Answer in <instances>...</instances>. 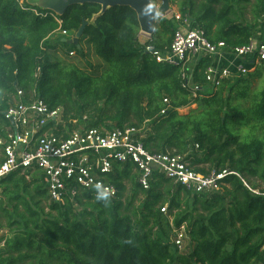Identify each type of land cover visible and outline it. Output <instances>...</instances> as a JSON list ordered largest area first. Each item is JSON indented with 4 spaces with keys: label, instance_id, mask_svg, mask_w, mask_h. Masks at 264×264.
I'll use <instances>...</instances> for the list:
<instances>
[{
    "label": "trees",
    "instance_id": "trees-1",
    "mask_svg": "<svg viewBox=\"0 0 264 264\" xmlns=\"http://www.w3.org/2000/svg\"><path fill=\"white\" fill-rule=\"evenodd\" d=\"M171 2L211 43L243 46L256 36L264 42V0ZM248 7L252 21L245 18ZM26 8L0 0V99L15 97L20 89L25 100L35 97L50 110L60 109V120L44 128L55 136L66 138L82 125L131 127L140 130L149 153L180 156L201 175L227 171L240 178L228 175L218 192L191 195L154 173L145 191L132 164L113 163L102 177L115 188L113 198L67 181L74 193L52 203L38 170L13 172L0 180V264H264V188L259 185L264 187V134L241 140L228 127L264 123V88L244 110L233 105V97L248 98L245 78L208 89L210 57L201 56L193 69L156 62L145 45L169 48L173 19L161 18L140 44L137 17L129 8L99 14V5L84 4L59 17L61 25ZM83 21L80 48L69 46L74 55L60 53L65 45L60 41L46 44L59 30L74 36ZM183 72L188 88L182 86ZM192 86L200 89L196 98ZM7 106L0 101L4 128ZM125 181L132 182L133 193L124 202ZM181 226L187 249L173 241Z\"/></svg>",
    "mask_w": 264,
    "mask_h": 264
},
{
    "label": "built area",
    "instance_id": "built-area-1",
    "mask_svg": "<svg viewBox=\"0 0 264 264\" xmlns=\"http://www.w3.org/2000/svg\"><path fill=\"white\" fill-rule=\"evenodd\" d=\"M15 1L21 10L27 9L25 0ZM28 10L38 17L50 15L61 25L55 14H44L35 8ZM161 18L173 19L176 29L169 48L159 51L150 44L145 45V51L156 62L181 65L182 69H186L190 59L198 56L221 58L231 55L247 61L245 65H238L234 72L211 64L205 71V83L211 89H217L223 81L244 78L264 63V42L253 39L243 46L228 47L224 42L208 41L202 30L192 27L189 19L178 12L170 11L161 15ZM57 32L64 39L73 38L69 32ZM143 37L146 43L149 37ZM68 55H74V51H70ZM182 80L185 81L183 88H188L185 72L182 73ZM199 90L197 86L191 87L193 98L198 96ZM24 96L22 90L16 89L14 103L9 104L2 112L8 127L0 129L5 132V136L0 137V180L16 171L25 173L38 170L44 179L49 202L60 203L64 196L74 193L73 190L70 191L67 181L87 190L100 191L106 198H113L115 188L102 180L104 175L111 173L113 163L132 164L139 172V185L145 191L149 189L154 173L182 186L191 195L218 192L228 175L240 178L238 174L227 171H212L201 175L190 169L180 156L149 153L138 137L140 130L131 127L110 130L84 127L73 130L66 138L55 136L45 132L44 128L49 123L60 120V109L50 110L42 100L35 97L25 100ZM163 103L166 108L169 107L167 99ZM165 111L166 109L162 110L160 114L163 115ZM165 211L166 207L161 209L162 213ZM184 236L185 228L181 226L173 238L180 249Z\"/></svg>",
    "mask_w": 264,
    "mask_h": 264
},
{
    "label": "water",
    "instance_id": "water-1",
    "mask_svg": "<svg viewBox=\"0 0 264 264\" xmlns=\"http://www.w3.org/2000/svg\"><path fill=\"white\" fill-rule=\"evenodd\" d=\"M25 2L31 8L52 13L58 17L63 16L68 9L84 4L99 5L101 7L99 14H103L110 8H129L137 17L139 34L145 37H151L160 16L170 12L169 0H160L159 5L153 0H25ZM86 24L87 22L83 21L73 38L62 39V43L79 49V39Z\"/></svg>",
    "mask_w": 264,
    "mask_h": 264
},
{
    "label": "rangeland",
    "instance_id": "rangeland-1",
    "mask_svg": "<svg viewBox=\"0 0 264 264\" xmlns=\"http://www.w3.org/2000/svg\"><path fill=\"white\" fill-rule=\"evenodd\" d=\"M172 1V0H171ZM160 1L158 0L157 4H159ZM172 3V2H171ZM170 11L172 12H178V7L176 4L172 3L170 5ZM245 18L248 20V21H252L253 20V16L251 15L250 13V7H248L247 10H245ZM140 35V34H139ZM142 36V35H141ZM258 36H256L257 38ZM58 39H59V36H54L53 38H51L49 40V43L50 44H56L58 42ZM259 40V39H258ZM145 41V40H144ZM62 48L59 49V52L60 53H64V54H67V51L71 50L69 48V45L65 44L63 46H61ZM93 58L98 62V63H101V60L98 59L97 57L93 56ZM191 60L190 59V62L188 64H186V66L188 68L191 69L190 67V63H191ZM264 70V69H263ZM262 70L261 72V78L258 79V81H254V83H251L249 84L250 86H248L247 90H246V94L248 96V98L246 100H243V99H239L237 96H234V103L233 105H236L237 107L241 108V109H244L246 110L245 108H250L251 105H252V99H253V96L255 97H258L260 92L263 90L264 88V76H263V73L264 71ZM255 71V70H254ZM0 101H4L5 105H9V104H13L14 101H15V98L12 94L10 95H5L4 97L2 96ZM197 106H193L192 108H188V109H185L183 110L182 112H188L190 109H194L196 108ZM84 121H88L87 118H85ZM235 125H229L228 124V127L229 129H231V132H234L236 133L240 138L241 140H246L248 138H251L252 136H256L258 138L262 137L263 134H264V123H254L252 126L251 125H241V126H238L237 128L233 127ZM85 125H82L81 127L79 128H84ZM2 124H0V129H2ZM4 129V128H3ZM253 129H255V131H253ZM110 130V129H109ZM131 172L132 173H135L136 172V169L132 168L131 169ZM246 181V180H245ZM124 185H125V191L123 193V201H129L131 199V195L133 193V185H132V182L131 181H125L124 182ZM261 186V188H264L262 186V184H259ZM115 196V195H114ZM141 198H135L133 200V204L134 206H137L138 203H139V200ZM187 249V242H184L183 241V245L181 247V249Z\"/></svg>",
    "mask_w": 264,
    "mask_h": 264
},
{
    "label": "crops",
    "instance_id": "crops-1",
    "mask_svg": "<svg viewBox=\"0 0 264 264\" xmlns=\"http://www.w3.org/2000/svg\"><path fill=\"white\" fill-rule=\"evenodd\" d=\"M160 1V0H159ZM157 2H158V0H157ZM157 4V3H156ZM160 4V3H159ZM159 4H157V5H159ZM172 3H171V0H169V6L171 5ZM54 36H59V39H58V41H60L61 43H62V39H64L58 32H56V33H54L52 36H50L48 39H47V41H46V44L47 45H51V46H56V44H50L49 43V40L51 39V38H53ZM259 38L257 37V38H255L254 40H258ZM145 38L143 37V36H141V35H138V42L140 43V44H143L145 41ZM259 41V40H258ZM60 48H62L61 46H60ZM71 50H69V51H67V54L70 52ZM75 53V52H74ZM200 57L198 56V57H193V58H191L192 60H191V63H190V67H191V69H193L194 68V66L196 65V63H197V61H198V59H199ZM211 59H212V65H215V66H217V67H219V68H228V69H230L231 71H235V68L238 66V65H245L246 63H247V61L246 60H243V59H236V58H234V57H232L231 55H225V56H223V57H221V58H217V57H215V58H212V57H210ZM188 67L186 66V69H187ZM264 69V65L262 64V66H260V67H257V68H255L252 72H250L246 77H244L245 78V80H246V86H247V88H248V86H250L249 84H251V83H254V81H258V79L259 78H261V72H262V70ZM264 71V70H263ZM251 75V76H250ZM263 76H264V73H263ZM244 78H242V79H244ZM231 80H235V79H231ZM227 83H231V82H229V81H227ZM208 89H211L210 87L208 88ZM234 106H236V105H234ZM245 109H247V108H245ZM183 110H185V109H182V110H180V111H183ZM4 128V127H3ZM7 127H5L4 129H6ZM134 169V168H133Z\"/></svg>",
    "mask_w": 264,
    "mask_h": 264
}]
</instances>
